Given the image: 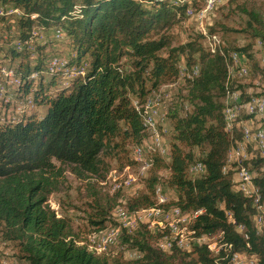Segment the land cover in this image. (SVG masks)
Listing matches in <instances>:
<instances>
[{"label":"trees","instance_id":"16d2710c","mask_svg":"<svg viewBox=\"0 0 264 264\" xmlns=\"http://www.w3.org/2000/svg\"><path fill=\"white\" fill-rule=\"evenodd\" d=\"M173 1L0 0V22L7 26L9 18L14 17L17 28L13 35L28 45L9 43L4 55L14 63L8 61V67L21 76L20 87L28 92L32 103L45 106L42 113L27 109L16 122H0L1 232L16 243L25 264H217L226 253L221 248L215 254L205 242L187 249L173 241L163 248L158 243L163 233L150 229L145 222L131 229L123 226L120 235L123 243L140 253L138 256L99 253L80 243L70 220L57 215L48 202L49 194L65 179L67 169L84 179L96 195V180L104 176V157L126 149L127 140L141 143L147 134L143 121L146 106L137 109L131 93L144 101L150 90L145 83L151 81L155 87L176 78L181 58L188 70H197L184 75L192 107L182 113L177 107L167 110L172 127L169 160L148 152L151 165L170 170L164 187L174 188L177 195L169 203L184 213L197 212L188 225L195 239L219 233L231 256L234 251L249 253L255 257V264H264V234L252 219L253 196L236 188L232 170H224L229 148L242 133L240 124L231 131L225 128L223 99L226 90L236 83L227 81L228 64L232 63V51L246 54L248 46H223L222 52L210 51L198 40L171 45L168 33L153 35L152 31L171 22L176 12L185 14L187 2ZM7 8L19 11L5 15ZM248 13L256 23L248 20L246 29L264 43L262 17L256 10ZM36 28L41 35L50 33L53 39L51 33L63 32L75 53L68 62L78 61L82 66L81 61L88 60L85 75L71 74V82L56 92L48 88L59 71L52 72L46 81L42 74L35 81L31 73L38 75L36 71L47 69L50 54L33 41ZM39 49L40 56L32 57ZM124 56L131 59L130 68L121 66ZM72 67L65 62V70ZM15 98L22 101V96ZM10 103L6 97L4 104ZM263 160L264 156H254L244 161L257 169L254 184L262 204ZM197 161L203 163L204 171L192 174L189 166ZM147 181L148 191L126 202L129 210L156 207L152 194L157 175L152 174ZM95 207L99 219L93 223L100 230L107 225L112 205L99 202Z\"/></svg>","mask_w":264,"mask_h":264},{"label":"rangeland","instance_id":"374dc122","mask_svg":"<svg viewBox=\"0 0 264 264\" xmlns=\"http://www.w3.org/2000/svg\"><path fill=\"white\" fill-rule=\"evenodd\" d=\"M143 1L145 2L146 0ZM180 1L181 2L175 3H184L185 0ZM185 2H187L185 14L180 16L181 12H176V16L172 18V21L167 24L164 23L159 31H152L153 35L156 36L162 32L168 33L170 35L171 45L180 44L188 40H198L210 51L219 49L222 52L223 46L225 48H230L232 46H248L245 51L246 54H250L248 56L236 50L231 52L232 63L230 62L228 64V68L233 65L234 55L238 57V64L240 63L241 54V64H245L248 71L243 75H239L237 71L234 75L228 74L229 80L227 81L230 83L235 81L236 83H233L234 88H228L226 90L223 99L224 106L226 102L229 101L228 98L233 90L239 91L244 100L264 95V43L258 36H253L251 32L246 29L248 20L254 24L256 23L248 13V10H256L264 21V0H186ZM243 7H245L246 10L243 9ZM13 12L14 11H10V9L7 8L4 14L10 15ZM8 22L7 26H5V23L0 22V31L3 34L2 39H0V62H5L6 64H9L8 61L11 63L14 62H12L10 58L5 57L4 52L9 43L17 45L18 41V38H15L13 35L17 28L16 19L11 17ZM34 31L37 37L35 38L33 34V41L36 40L37 44L44 47L43 49H47L50 54L59 55L61 59L67 62L68 66H75L71 68L73 73L63 68L54 70L51 68L49 62L47 64V61L51 59H47V69L41 72L36 71L38 75L35 74V72L31 73V77L35 78V81L39 80L41 74L43 80L46 81L50 79L52 72L59 71L56 73L55 83L48 88L50 92H56L58 88L66 86L71 82V74H73L74 77L78 76H76V73L78 72L77 68L79 69L81 67L79 66L80 63L78 61L73 62V64H71L72 62H68L72 60L71 58L75 53L74 50L72 51L69 41L64 38L65 35H63V32L60 37H57L58 33H51L55 38L53 39L50 33L49 35L48 33L41 35L37 28ZM199 34H203V37H200ZM19 49L23 50V48ZM40 49L35 51L32 57L40 56ZM165 51L166 49H163V54H165ZM81 62V64L86 65L87 71L88 60L86 59L85 61V59H83ZM130 62L131 59L127 56L122 57L120 61L123 68H130ZM179 66V75L174 79L163 81L155 87L151 86V81H147L145 85L147 88H150V90L143 97L144 101H140L141 99L136 96V94L131 93V102L136 108L139 109V107L145 105L146 109L151 107L154 111H157L155 112L154 126L150 127L151 129L145 128V130L147 129V134L141 143L135 144L127 140L126 149L118 150L115 155L112 154L104 157V176L96 180V195L92 194L91 189L87 187L88 185L84 179L77 178L67 169L65 170V179L57 190L49 194L48 202L56 211L57 215L66 216L70 220L73 230L78 234V241L87 244L96 252H104L110 255L122 254L123 258H135L140 253H138L135 248L127 246V243H123L120 235L123 226L131 229L136 227L138 222H145L150 229L163 233V236H159L158 238V243L163 248H168L173 241L179 246L187 249H190L195 243L205 242L215 254L218 253L221 248L226 250V253L217 259V264H230L231 261L229 259L231 258V254H229L228 248H226L220 240L219 233L208 236L202 235L199 239H195L191 235L188 225L193 215L191 213L179 212L176 206L169 203L170 200L173 201L177 195V191L174 188L164 187L170 173L169 168L151 165V159L148 157L151 153H159L166 160H169V140L172 127L170 126L167 110L177 107L179 108V112L182 113L183 110L192 107L186 96L187 88L184 75L189 76L195 73L196 69L194 67L193 70H188L182 58L179 60ZM2 67L3 65H0V71L5 72L4 67ZM83 76L84 75H81L80 77ZM0 83H5L4 74H0ZM6 97L9 98L11 101L10 105L12 106H19V102H22L13 95L3 94V96H0V122H6L7 119H1L2 117H6L7 109L3 108V105H6L4 104ZM43 106L44 105L37 104L36 110H34L38 112V110H42ZM28 114H26V116ZM240 117L241 118L237 121L235 126L240 124L242 128L248 124L252 127H264V116L256 115L250 116L249 118V116L246 117V113L241 112ZM9 119L10 121L16 122L18 118ZM238 141L239 140H237L234 145V149L237 152H233V154L235 155L238 153L239 155V153H242V156H239V159H234V164L233 162H228L229 164H226V171L229 169L232 170L231 167L235 169L232 170V173H238V167L242 164L250 167L249 164L244 163L248 158L264 156V152L262 153L258 147L252 144L244 145L241 141ZM230 150L229 148V151ZM239 160L240 162H238ZM194 163L191 165L193 166ZM263 163L264 160L262 161V164ZM261 167H263V165H261L260 168ZM255 171H257V169H255ZM189 172L192 174L196 173L190 170ZM152 174L157 175L155 190L152 194L156 207L150 208L147 206L145 209L141 208L136 211L129 210L126 202L134 196L141 195L148 191L146 187L148 183L147 179ZM238 183L237 181L234 184L236 188H238ZM99 202L106 206L110 203L112 205V207L108 209L109 218L106 221L107 225L100 230H98L96 228L97 225L93 223L94 219H99V216L95 212V206L98 205ZM254 210H256L255 207ZM185 216L186 220L184 221ZM261 217L262 219L264 218L262 213ZM252 219L257 229L263 230L262 232H264L263 224H256L257 214H253ZM168 223L172 224V228L177 229L174 231L170 230V225ZM159 226L160 229L158 230ZM237 228L239 230L242 229L241 226ZM115 230L118 231L119 236L114 235L113 231ZM240 261V264H251V261H255V257L249 253L245 255L242 253ZM0 264H25L24 259L20 256L16 243L3 237L1 225Z\"/></svg>","mask_w":264,"mask_h":264},{"label":"bare ground","instance_id":"6f19581e","mask_svg":"<svg viewBox=\"0 0 264 264\" xmlns=\"http://www.w3.org/2000/svg\"><path fill=\"white\" fill-rule=\"evenodd\" d=\"M186 1V0H185ZM190 2V1H188ZM193 2V1H192ZM190 8V6H189ZM60 33V32H59ZM57 34V37H60L61 34ZM47 59H50L47 57ZM50 64L51 68H53L54 70L55 69H65V61L63 59H54V64L52 62V60L50 61H47V64ZM242 62V61H241ZM4 69H5V72H13L11 69H9L8 66L6 65H3ZM2 67V68H3ZM82 67V66H81ZM81 67L78 69L77 68V73L76 74H79L80 75V70H81ZM239 67V64H238V57H236L235 55L233 56V65H231L229 68H228V74L229 75H234L235 72L237 71V68ZM76 69V68H75ZM197 71V70H196ZM247 67L245 64H241V72L238 73L239 75H243L245 73H247ZM69 72L73 73L72 72V69L69 70ZM196 73V72H195ZM0 74H3V73H0ZM5 76V74H4ZM230 97L228 98L229 101L226 102V105L223 107V115H224V122H225V128L227 130H232L234 127H235V124L237 123V121L241 118L240 117V114L241 112H244L246 113L247 116H256V115H260V116H264V104H263V101H264V95H260V96H255V97H252V98H249V99H243L242 97V94L239 92V91H236V90H233L231 93H230ZM0 96H3L0 95ZM15 96H22V95H15ZM27 96L26 99H25V102H26V109H28V111H35L36 110V105H34L32 103V100H31V96L28 94L25 95ZM235 97V106H234V102L232 100V98ZM4 108V106H3ZM35 109V110H34ZM138 109V108H137ZM24 111V110H23ZM153 112H157V111H154L153 108H148L146 109L145 111V114L143 115V121H144V124H145V127L147 129H151L150 127H153L154 126V117H155V114H153ZM157 114V113H156ZM258 117V116H257ZM256 117V118H257ZM9 118H20V117H9ZM248 118V119H249ZM1 119H5V118H1ZM261 121V120H260ZM259 121V122H260ZM157 124V123H156ZM258 124V123H257ZM254 125V124H253ZM263 126V125H262ZM146 129V130H147ZM241 138L239 141H241L244 145H247V144H252L254 145L255 147H258L261 152L263 153L264 152V139L262 137V135H264V127L262 128L261 126H257V127H252L248 124H246L245 126H243L241 128ZM238 141V142H239ZM240 144V143H239ZM235 145V144H234ZM253 146V147H254ZM140 147V146H139ZM244 147V146H243ZM254 147V148H255ZM238 149H241L240 147H237ZM244 149V148H243ZM258 149V150H259ZM136 151V150H135ZM233 152H237L235 149H234V146L231 148V150L229 151L228 153V159L226 161V164L228 162H233L234 164V159H239V156H242V153H236L235 155L233 154ZM141 153V152H140ZM261 153V154H262ZM245 154V153H244ZM238 155V156H237ZM235 156V157H233ZM142 158V157H141ZM249 159V158H248ZM244 160V159H243ZM240 162V160L238 161ZM224 166V170L226 171V165ZM229 164V163H228ZM250 165V164H249ZM232 166V165H231ZM239 171H238V176H239V179H238V189H240L243 193L246 194H249V195H252L253 196V203H254V206L258 207V204H259V194H258V187H256V184H254V175L256 174H253L251 175V180H250V186L248 188V182H247V176H246V172H248L249 170V167L248 165L245 166L244 164L240 165L238 167ZM189 170L192 171V172H196V173H200V172H203L204 171V165L203 163L201 162H196L194 163V165L192 166H189ZM233 170V169H232ZM235 175V174H234ZM234 179H235V176H234ZM237 180V178H236ZM233 181V179H232ZM234 184V182H233ZM162 200V199H160ZM262 204V203H261ZM264 204V203H263ZM178 209V208H177ZM179 210V209H178ZM180 212V210H179ZM197 213V212H196ZM196 213H191L193 216L196 214ZM261 213L264 215V205L261 207ZM264 219V218H263ZM174 221V220H173ZM256 224H263V223H256ZM258 226V225H257ZM114 228V227H113ZM171 228H172V224H171ZM264 228V226H263ZM160 229V227H159ZM158 229V230H159ZM177 229V228H176ZM176 229H170V230H176ZM262 229V228H261ZM117 230V229H116ZM113 231L114 235H118V231ZM258 231L260 233H263L260 229H258ZM192 234V232H191ZM114 236V237H115ZM119 236V235H118ZM116 238V237H115ZM112 239V238H111ZM241 254V253H240ZM241 257H242V254H241ZM240 257V259H241ZM241 262V261H240ZM255 264V263H254Z\"/></svg>","mask_w":264,"mask_h":264},{"label":"built area","instance_id":"2783aa9c","mask_svg":"<svg viewBox=\"0 0 264 264\" xmlns=\"http://www.w3.org/2000/svg\"><path fill=\"white\" fill-rule=\"evenodd\" d=\"M179 1V0H178ZM193 7V6H192ZM10 11H16L18 12L19 10H17V8L14 9H10ZM0 12L2 13L3 11L0 9ZM33 34L35 35L36 32L34 31ZM61 34V33H59ZM37 36H35L36 38ZM17 43L20 44H26L24 42H20L17 41ZM27 45V44H26ZM28 46V45H27ZM31 49V46H29ZM48 58H50L54 64V59H61L59 55L57 54H49ZM241 54H240V63H239V67L237 68V73L241 72ZM86 71V65L82 64L81 70H80V75H85ZM5 74V83H0V95L2 94H9V95H22V102H19V106H12V105H3L6 110V117H2V118H7L6 122H9V117H20L21 113L23 112V110H25V95L28 94V92H24L23 89H21V84H22V78L20 75H18L17 72H1ZM6 90V93H5ZM15 91V92H13ZM233 102H234V106H235V97L232 98ZM264 104V101H263ZM153 114H155V112H153ZM263 139H264V135H262ZM256 174V171L252 168V166L250 165L248 172H246V176H247V182H248V188L250 186V180H251V175ZM264 204H261V200H259V204L256 210H254L253 214H257V223H263L264 226V220L261 217V207ZM186 220V216L184 218V221ZM183 221V223H184ZM170 225V229H175V228H171V223H168ZM160 227V226H159ZM159 229V228H158ZM240 257L241 254L238 251H234L233 255L231 256V258L229 259L231 261L230 264H240ZM227 263V262H226ZM255 261H251V264H254Z\"/></svg>","mask_w":264,"mask_h":264},{"label":"crops","instance_id":"0c3cea01","mask_svg":"<svg viewBox=\"0 0 264 264\" xmlns=\"http://www.w3.org/2000/svg\"><path fill=\"white\" fill-rule=\"evenodd\" d=\"M3 64L4 65H9V64H6V63H4L3 62ZM3 64H1V65H3ZM45 106H43V108H42V110H38V113H42L45 109ZM37 112V111H36ZM30 113V112H29ZM28 114V113H27ZM26 115H23V117H25ZM233 170H235L233 167H231ZM235 174V175H234ZM234 176H235V179H234ZM236 178H237V180H236ZM238 179H239V176H238V173L237 172H233V182H234V184L238 181Z\"/></svg>","mask_w":264,"mask_h":264}]
</instances>
